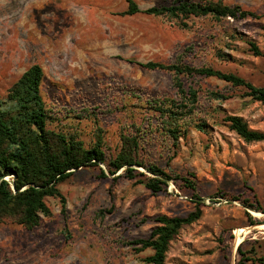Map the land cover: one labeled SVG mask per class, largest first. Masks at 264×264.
<instances>
[{"label":"rangeland","instance_id":"rangeland-1","mask_svg":"<svg viewBox=\"0 0 264 264\" xmlns=\"http://www.w3.org/2000/svg\"><path fill=\"white\" fill-rule=\"evenodd\" d=\"M134 1L144 10L176 0ZM191 1H221L255 16L182 20L124 14L128 0H0V98L39 64L41 94L53 116L48 127L86 148L101 140L106 154V162L79 168L58 185L65 213L59 198L46 197L52 215L39 225L0 220V264H148L143 259L153 250L137 251L128 241L148 237L157 216L195 211V195L202 214L170 240L165 264H239L241 242L257 259L245 264H264V140L247 142L224 120L238 115L264 132V102L215 76L181 74L198 101L191 113L169 118L158 109L185 112L171 103L183 100L174 73L139 64L210 66L264 86V0ZM168 127L179 128L177 144ZM123 133L138 136L140 159L188 177L194 189L175 178L154 193L118 176L124 168L111 174L107 162L119 152ZM134 167L143 173L139 178L151 176ZM247 213L258 223L250 224Z\"/></svg>","mask_w":264,"mask_h":264},{"label":"trees","instance_id":"trees-1","mask_svg":"<svg viewBox=\"0 0 264 264\" xmlns=\"http://www.w3.org/2000/svg\"><path fill=\"white\" fill-rule=\"evenodd\" d=\"M128 8L124 14L133 15L139 11L148 14L176 17L180 19L191 16L211 15L217 19L222 17L245 18L255 16L253 12L240 10L239 7L228 6L221 1H208L198 3L191 0H176L173 4L152 6L141 10L134 0H128ZM252 46L256 54L260 51L255 44ZM148 69L170 70L174 73V84L182 101L172 100V106L176 110L184 109L185 112L175 111L172 108H159L158 110L167 117H176L179 114L185 115L193 111L198 101L196 90L183 87L180 80L181 74L197 73L205 76H215L225 80L234 86H241L246 89V95L254 100L264 102V86H256L251 81L236 75L215 69L210 66L199 68L190 67L182 63L166 64L157 61L139 63ZM44 78L43 68L35 63L31 65L21 77L10 87L7 99L0 98V220L10 217L27 228L40 224L42 216L49 217L52 210L47 204L46 197L59 198L62 203V211H66V199L58 185L67 180L75 170L98 165L106 162V154L102 148L101 140L89 148L84 146L82 140L76 137H67L48 127L51 120L40 86ZM221 97L218 93H213ZM162 104V102H160ZM224 120L228 122L230 130L247 142L264 140V132L251 129L246 121L238 115H226ZM202 127V124H197ZM168 135L173 139L174 144L180 136L178 127H168ZM122 146L115 157L108 162V169L111 174L124 168L123 176L135 179L138 183L145 185L154 193L164 190L167 180L175 178L182 179L186 186L194 189V181L179 174H171L155 163H146L138 156V148L141 143L136 135L122 134ZM134 166H142L151 176L139 178V173ZM10 176L11 180L7 179ZM100 177H106L105 171L101 170ZM197 208L186 216L160 215L155 218L157 225L152 228L146 238L133 239L128 244L134 246L137 251L148 248L153 253L143 260L148 264H165L166 253L170 240L184 224H190L202 214L200 197L195 195ZM234 199H238L235 197ZM251 208L262 210L261 207L248 205ZM104 210L99 213L103 214ZM250 224H257L258 221L247 213ZM238 253L241 255L239 264H245V260L256 261L243 249V243L238 245ZM253 250V249H252ZM264 260V257H260Z\"/></svg>","mask_w":264,"mask_h":264},{"label":"bare ground","instance_id":"bare-ground-1","mask_svg":"<svg viewBox=\"0 0 264 264\" xmlns=\"http://www.w3.org/2000/svg\"><path fill=\"white\" fill-rule=\"evenodd\" d=\"M242 232L247 233L248 231L247 230H238V233H242Z\"/></svg>","mask_w":264,"mask_h":264},{"label":"water","instance_id":"water-1","mask_svg":"<svg viewBox=\"0 0 264 264\" xmlns=\"http://www.w3.org/2000/svg\"><path fill=\"white\" fill-rule=\"evenodd\" d=\"M168 181V180H167Z\"/></svg>","mask_w":264,"mask_h":264}]
</instances>
